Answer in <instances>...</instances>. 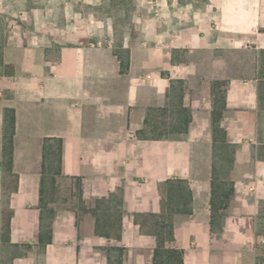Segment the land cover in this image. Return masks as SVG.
<instances>
[{
  "label": "crops",
  "instance_id": "obj_1",
  "mask_svg": "<svg viewBox=\"0 0 264 264\" xmlns=\"http://www.w3.org/2000/svg\"><path fill=\"white\" fill-rule=\"evenodd\" d=\"M213 4L136 9L131 32L117 41L78 11L70 21L34 11L22 37L8 36L0 157L10 107L18 181L8 240L0 190V264H153L155 238L134 214L160 213L161 183L177 178L192 191L190 212L170 217L184 264H264V0ZM46 138L62 139V156L48 204L51 240L43 244ZM212 178L233 188L221 225L212 223ZM97 203L121 219L119 237L95 232Z\"/></svg>",
  "mask_w": 264,
  "mask_h": 264
},
{
  "label": "trees",
  "instance_id": "obj_2",
  "mask_svg": "<svg viewBox=\"0 0 264 264\" xmlns=\"http://www.w3.org/2000/svg\"><path fill=\"white\" fill-rule=\"evenodd\" d=\"M128 66V62L122 68ZM9 73V72H8ZM5 73V74H8ZM174 87L182 94V81H175ZM220 99V98H219ZM218 108L213 110V127L219 130L217 121L220 116L221 101ZM180 113L186 115V125L188 122L187 110L184 108ZM14 108L5 107L3 110V133L1 142L0 168L2 172V192L6 196L2 207L1 215V235L3 240L9 239L10 218L12 210L10 209L9 195L17 188L18 177L13 172V151L14 134L16 128ZM62 139L46 138L43 144V168L40 187V207L46 213L41 216V225L39 241L43 244L51 240L52 234V214L53 209L49 207L56 193V178L61 173ZM79 187V181L76 182ZM164 195L162 197V211L160 213H135L134 221L140 226L144 233L150 234L155 238V247L153 255V264H184L183 250L172 245L174 240V230L171 222V215L176 212H190L189 200L192 197V191L189 183L185 179H167L161 183ZM233 193V188L227 183H221L212 178L210 208L212 223L215 218H219L221 211L227 206V203ZM166 197V198H165ZM101 204L97 203L93 213L96 218L95 232L99 235L111 237L120 236L121 219L113 217L107 212V209H100Z\"/></svg>",
  "mask_w": 264,
  "mask_h": 264
},
{
  "label": "rangeland",
  "instance_id": "obj_3",
  "mask_svg": "<svg viewBox=\"0 0 264 264\" xmlns=\"http://www.w3.org/2000/svg\"><path fill=\"white\" fill-rule=\"evenodd\" d=\"M214 0H0V75L10 73L12 64H4V50L7 47L8 36L17 38L23 36V21L28 20L30 15L40 13L41 18L51 16L57 21L74 20L70 18L73 11L81 13L82 18H93L105 24L109 37L122 39L123 36L132 30V19L136 9H142L143 14L150 15L152 7L156 4H174L186 7L189 10H203L210 8ZM48 6L54 7L47 9ZM47 7V8H46ZM48 12H44V10ZM71 10L69 12L65 10ZM91 21V20H90ZM98 27V26H97ZM100 27V26H99ZM106 29V28H105ZM1 140V139H0ZM2 191V183L0 182ZM5 195L1 193V207H3ZM224 210L221 211V215ZM219 217V218H220ZM213 222L220 223L222 220L215 218Z\"/></svg>",
  "mask_w": 264,
  "mask_h": 264
},
{
  "label": "built area",
  "instance_id": "obj_4",
  "mask_svg": "<svg viewBox=\"0 0 264 264\" xmlns=\"http://www.w3.org/2000/svg\"><path fill=\"white\" fill-rule=\"evenodd\" d=\"M260 241H261L262 243H264V237H261V238H260Z\"/></svg>",
  "mask_w": 264,
  "mask_h": 264
}]
</instances>
